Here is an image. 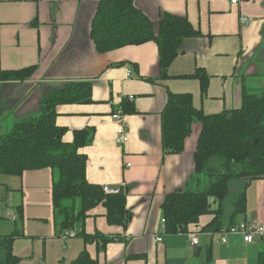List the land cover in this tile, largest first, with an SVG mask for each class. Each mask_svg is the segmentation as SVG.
Instances as JSON below:
<instances>
[{"label":"crops","instance_id":"1","mask_svg":"<svg viewBox=\"0 0 264 264\" xmlns=\"http://www.w3.org/2000/svg\"><path fill=\"white\" fill-rule=\"evenodd\" d=\"M100 1L0 0V69L35 66L23 80L0 82V138L17 122L36 118L49 91L89 83L91 100L56 105L55 122L65 129L66 143L75 131H87V143L79 148L86 156V180L122 186L129 213L126 224H110L99 203L87 211L82 227L69 229L75 235L64 238L66 230L54 221L51 169L4 175L0 235L16 234L11 244L16 264H72L83 250L97 264H258L262 238L247 243L241 234L230 233L226 242L216 241L214 230L203 228L211 213L188 228L201 230L196 245L185 232H166L161 220L166 196L201 190L208 177L196 171L201 122L192 123L181 152L168 153L162 146L161 113L169 92L190 93L194 107L205 114L238 108L244 93H264V0H134L154 23L170 13L185 17L198 31L183 41L164 78L154 41L97 51L90 31ZM196 69L208 76L204 93L197 77H186ZM116 109H123L128 126L124 144L115 140L111 114ZM228 193L231 203L227 210L223 203L224 227L217 231L240 221L264 225V177L230 180ZM240 193L244 211L231 217ZM80 229L93 239L84 240Z\"/></svg>","mask_w":264,"mask_h":264},{"label":"trees","instance_id":"2","mask_svg":"<svg viewBox=\"0 0 264 264\" xmlns=\"http://www.w3.org/2000/svg\"><path fill=\"white\" fill-rule=\"evenodd\" d=\"M133 1L99 2L90 31L94 45L97 51L106 52L154 41L158 48L160 76L168 77V68L180 53L183 41L198 31L185 17L170 13H162L159 21L154 23L135 7ZM34 70L33 65L17 70L0 69V82L23 80ZM190 76L200 80L204 93L208 80L206 73L196 69L186 77ZM90 100L89 83H67L42 98L36 118L17 122L9 133L0 138L1 175L20 176L28 169H51L53 215L61 232L82 227L87 211L99 203L106 208L110 224L124 225L129 218L123 194H105L101 186L88 183L85 178L86 156L79 152V148L87 143V131H75L73 141L66 143L62 140L65 129L55 122L56 105ZM125 108L128 112L133 111L127 104ZM194 121L201 122L195 152L196 171L204 172L208 183L201 190H179L166 196L162 211L168 233L189 232V226L207 213L213 217L203 228L219 230L224 227L221 219L229 181L233 178L250 180L264 177V93H244L238 108L205 114L194 107L190 93L169 92L161 113L163 150L181 152ZM213 203H216L215 208H212ZM244 206L245 197L240 193L234 198L231 217L243 212ZM230 225L233 224L226 227ZM77 234L86 241L93 239L82 229ZM15 235H0V264H16L18 261L11 250ZM261 241L263 247L258 264H264V236ZM72 264L97 262L83 250Z\"/></svg>","mask_w":264,"mask_h":264},{"label":"built area","instance_id":"3","mask_svg":"<svg viewBox=\"0 0 264 264\" xmlns=\"http://www.w3.org/2000/svg\"><path fill=\"white\" fill-rule=\"evenodd\" d=\"M231 3H236L237 0H230ZM241 22H246L248 19L247 17H241ZM129 72V71H128ZM133 95H128L127 100L131 101L133 100ZM112 120H114L117 123L116 127V143L117 144H124L129 139V132H128V126L124 120V111L123 109H116L111 114ZM102 191L105 194H123L125 189H123L122 186H111V185H102L101 186ZM162 222L164 221V218L161 219ZM201 230H195L187 232V237L191 245H196L198 243V238ZM230 233H238L241 234L243 240L247 243L252 242L253 239L257 236L259 238H262L264 236V225L262 223H259L257 221H240L236 224L230 225L228 227H225L221 229L220 231H214L211 232V234L215 235V240L220 242H226L227 241V235ZM75 235V232L66 230L62 233V236L64 238H68ZM158 241H161V237H157Z\"/></svg>","mask_w":264,"mask_h":264},{"label":"rangeland","instance_id":"4","mask_svg":"<svg viewBox=\"0 0 264 264\" xmlns=\"http://www.w3.org/2000/svg\"><path fill=\"white\" fill-rule=\"evenodd\" d=\"M4 177V175H0V179H2ZM235 180V178L231 179V183ZM2 190V188H0V191ZM231 193V192H230ZM230 193H227V196L225 197L223 203H224V210H227V208L230 206L231 201L229 200L230 197ZM3 199H1V201L6 200L5 196L2 197Z\"/></svg>","mask_w":264,"mask_h":264}]
</instances>
